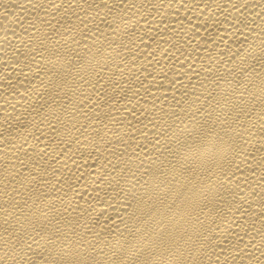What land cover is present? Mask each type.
Wrapping results in <instances>:
<instances>
[{"label":"bare ground","instance_id":"6f19581e","mask_svg":"<svg viewBox=\"0 0 264 264\" xmlns=\"http://www.w3.org/2000/svg\"><path fill=\"white\" fill-rule=\"evenodd\" d=\"M0 264H264V0H0Z\"/></svg>","mask_w":264,"mask_h":264}]
</instances>
